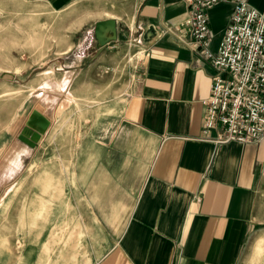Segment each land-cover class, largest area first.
I'll list each match as a JSON object with an SVG mask.
<instances>
[{
	"label": "crops",
	"instance_id": "crops-1",
	"mask_svg": "<svg viewBox=\"0 0 264 264\" xmlns=\"http://www.w3.org/2000/svg\"><path fill=\"white\" fill-rule=\"evenodd\" d=\"M33 1L62 10L79 0ZM115 2L114 15L85 26L83 38L65 52L72 66L61 71L57 65L26 100L46 106L51 94L57 119L66 97L87 94L86 85L92 96L98 78L121 67L122 45L141 50L130 83L100 102L102 113L74 151L73 194L86 227L85 253L91 264H234L248 236L264 226V140L219 144L216 130L204 134L202 102L212 92L213 67L179 42L183 33L165 32L188 18L182 0ZM250 4L264 8V0ZM232 10L227 1L209 10L211 51L219 48ZM107 19L116 21V31L105 33L101 48L95 26ZM25 149L9 165L16 177L32 157ZM40 173L37 197L45 205L62 195L64 169L42 163ZM37 211L29 203L31 218Z\"/></svg>",
	"mask_w": 264,
	"mask_h": 264
},
{
	"label": "rangeland",
	"instance_id": "rangeland-1",
	"mask_svg": "<svg viewBox=\"0 0 264 264\" xmlns=\"http://www.w3.org/2000/svg\"><path fill=\"white\" fill-rule=\"evenodd\" d=\"M115 3V0H79L67 9L57 10L41 1L0 0V264L92 263L84 250L89 244L83 238L86 232L83 213L73 194L74 151L102 113L100 102L122 92L130 83L131 70L138 63L141 50L132 52L122 45V57L125 53L127 56L121 67L114 68L108 77L98 78L92 96L89 85L87 94L79 93L85 91L83 84L76 100L69 101L66 97L63 114L57 119L50 111L51 94L43 101L46 106L41 103L33 106L32 101L26 100L33 86L41 80L48 81L50 74L58 71L57 65L61 71L72 66L64 58L65 52L77 37L83 38L80 32L85 26L114 15L111 11L116 9ZM35 110L50 126L32 146V134L21 133ZM61 126L63 129L49 144L51 135ZM25 148L32 151V157L16 177L10 173L9 165L16 155L26 154ZM42 163L61 164L64 169L62 195L45 205L37 197ZM31 202L38 208L37 216L32 218L28 214ZM33 219L35 225L29 227L28 221ZM234 264H264V226L248 236Z\"/></svg>",
	"mask_w": 264,
	"mask_h": 264
},
{
	"label": "built area",
	"instance_id": "built-area-1",
	"mask_svg": "<svg viewBox=\"0 0 264 264\" xmlns=\"http://www.w3.org/2000/svg\"><path fill=\"white\" fill-rule=\"evenodd\" d=\"M233 10L217 51L210 50L209 10L223 2ZM188 18L170 34L183 33L179 42L213 67L211 95L204 105V134L217 131L219 144L259 143L264 140V8H253L250 0H182ZM188 34L191 39L187 40Z\"/></svg>",
	"mask_w": 264,
	"mask_h": 264
},
{
	"label": "water",
	"instance_id": "water-1",
	"mask_svg": "<svg viewBox=\"0 0 264 264\" xmlns=\"http://www.w3.org/2000/svg\"><path fill=\"white\" fill-rule=\"evenodd\" d=\"M115 32L116 31V21L113 19H107V21H99L95 26V34L101 48L105 47L107 41L105 40V33L107 32ZM50 124L49 121L45 119V117L39 113V111L35 110L32 117L26 123V127L22 131V135H31V145L34 146L35 142L39 139V137L46 133Z\"/></svg>",
	"mask_w": 264,
	"mask_h": 264
},
{
	"label": "bare ground",
	"instance_id": "bare-ground-1",
	"mask_svg": "<svg viewBox=\"0 0 264 264\" xmlns=\"http://www.w3.org/2000/svg\"><path fill=\"white\" fill-rule=\"evenodd\" d=\"M3 93V92H2ZM5 93H7L6 91L3 93V94H5ZM42 182V181H41ZM41 184V183H40ZM39 183H38V186L37 187H39V186H42V184L40 185ZM259 249H261L260 247H258ZM258 249V250H259Z\"/></svg>",
	"mask_w": 264,
	"mask_h": 264
}]
</instances>
